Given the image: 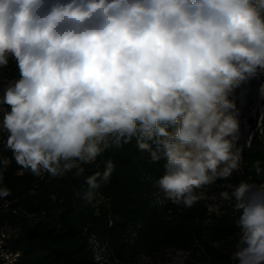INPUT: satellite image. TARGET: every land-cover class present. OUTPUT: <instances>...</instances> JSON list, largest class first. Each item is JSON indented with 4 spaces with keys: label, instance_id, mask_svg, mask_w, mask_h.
<instances>
[{
    "label": "clouds",
    "instance_id": "1",
    "mask_svg": "<svg viewBox=\"0 0 264 264\" xmlns=\"http://www.w3.org/2000/svg\"><path fill=\"white\" fill-rule=\"evenodd\" d=\"M10 65L17 76L0 79V153H11L0 154V199L11 195L13 161L41 180L79 177L135 139L164 161L156 203L190 208L241 171L231 97L264 78V0H0V70ZM114 171L107 160L86 176L83 199L96 200ZM225 187L218 199L238 229L230 264H264V182ZM6 239L0 231V261L17 264L22 252L4 250Z\"/></svg>",
    "mask_w": 264,
    "mask_h": 264
},
{
    "label": "trees",
    "instance_id": "2",
    "mask_svg": "<svg viewBox=\"0 0 264 264\" xmlns=\"http://www.w3.org/2000/svg\"><path fill=\"white\" fill-rule=\"evenodd\" d=\"M0 71L4 80L17 76L14 65ZM242 145L241 171L217 180L206 189V198L190 208L170 201L156 203L155 181L163 175L164 161L151 162L147 152L137 149L135 139L107 149L95 164L84 165L85 173L79 177L41 180L18 174L13 161L4 172L11 195L0 199V224L16 225L7 247L22 252L17 264H98L92 239L107 251L100 264H136L141 256L155 257L168 249L184 252L191 264H230L238 229L231 207L218 194L248 177L264 182V175L258 176L253 168L257 160L264 167L262 116ZM107 160L115 164V171L89 203L83 199L85 177L103 171Z\"/></svg>",
    "mask_w": 264,
    "mask_h": 264
},
{
    "label": "rangeland",
    "instance_id": "3",
    "mask_svg": "<svg viewBox=\"0 0 264 264\" xmlns=\"http://www.w3.org/2000/svg\"><path fill=\"white\" fill-rule=\"evenodd\" d=\"M0 79H3L0 77ZM264 83V78L254 79L242 83L237 87L233 94L232 100L235 102L236 108L239 112V144L246 142L251 134V125L254 121H258L264 111V98L259 94L260 85ZM209 207L212 203L209 202ZM6 226V225H5ZM16 226V225H15ZM15 226H6L9 233L15 230ZM91 246L94 252V258L101 263L107 257L106 248L98 241L91 240ZM107 264H117L115 262H108ZM136 264H191L185 253L180 250L168 249L155 257L141 256Z\"/></svg>",
    "mask_w": 264,
    "mask_h": 264
},
{
    "label": "bare ground",
    "instance_id": "4",
    "mask_svg": "<svg viewBox=\"0 0 264 264\" xmlns=\"http://www.w3.org/2000/svg\"><path fill=\"white\" fill-rule=\"evenodd\" d=\"M5 204H6V203H5ZM6 226H7V225H6ZM6 226L3 225V232L6 233V234L10 237V233H9L8 229L6 228ZM7 242H8V239L5 240L3 247H7ZM11 252L15 253V252H17V251H13V250L11 249Z\"/></svg>",
    "mask_w": 264,
    "mask_h": 264
},
{
    "label": "built area",
    "instance_id": "5",
    "mask_svg": "<svg viewBox=\"0 0 264 264\" xmlns=\"http://www.w3.org/2000/svg\"><path fill=\"white\" fill-rule=\"evenodd\" d=\"M0 231H2L3 232V224H0ZM4 248V250H6V251H10L11 252V249H9L8 247H3ZM2 262V264H3V261H1Z\"/></svg>",
    "mask_w": 264,
    "mask_h": 264
}]
</instances>
